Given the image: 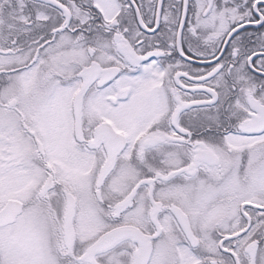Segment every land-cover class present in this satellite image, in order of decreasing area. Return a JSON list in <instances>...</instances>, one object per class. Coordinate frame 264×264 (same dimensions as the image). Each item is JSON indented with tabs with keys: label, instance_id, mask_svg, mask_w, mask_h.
Wrapping results in <instances>:
<instances>
[{
	"label": "snow or ice",
	"instance_id": "snow-or-ice-1",
	"mask_svg": "<svg viewBox=\"0 0 264 264\" xmlns=\"http://www.w3.org/2000/svg\"><path fill=\"white\" fill-rule=\"evenodd\" d=\"M0 264H264V0H0Z\"/></svg>",
	"mask_w": 264,
	"mask_h": 264
}]
</instances>
